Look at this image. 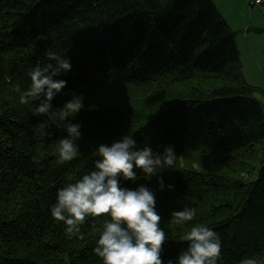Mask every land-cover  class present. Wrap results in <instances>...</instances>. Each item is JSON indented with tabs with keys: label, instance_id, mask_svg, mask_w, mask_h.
I'll return each instance as SVG.
<instances>
[{
	"label": "trees",
	"instance_id": "trees-1",
	"mask_svg": "<svg viewBox=\"0 0 264 264\" xmlns=\"http://www.w3.org/2000/svg\"><path fill=\"white\" fill-rule=\"evenodd\" d=\"M234 35L211 0H0V264H103L93 249L110 218L87 217L69 238L50 209L60 188L95 170L99 145L125 135L134 150L176 155L151 177L120 179L154 192L164 264H176L181 236L198 224L218 234V264H264V106L254 97L264 89L244 81ZM53 54L72 67L53 77L67 83L52 109L83 104L69 118L78 155L64 163L69 120L19 102L29 72ZM184 208L194 219L171 223Z\"/></svg>",
	"mask_w": 264,
	"mask_h": 264
},
{
	"label": "clouds",
	"instance_id": "clouds-1",
	"mask_svg": "<svg viewBox=\"0 0 264 264\" xmlns=\"http://www.w3.org/2000/svg\"><path fill=\"white\" fill-rule=\"evenodd\" d=\"M51 62L36 66L30 72L31 84L28 90L20 92V103L39 101L33 115H45L49 120H69L64 124L67 137L59 142V163L70 162L77 157L80 138V125L70 122V117L78 113L83 104L81 99L66 102L59 111L53 110L51 101L66 86V81L53 77L71 70L69 58L58 55L49 57ZM47 132H42L46 135ZM135 149V140L128 135L110 146L101 144L96 149L99 156L94 162L95 170L83 175L57 191L56 203L50 209L52 217L65 225V233L71 238L81 231L87 217L108 216L103 231L93 252L103 264H164L161 259L163 245L167 241L160 227L161 215L155 207V194L145 186L130 190L120 186V179L135 181L136 170L151 177L160 166L174 165L176 155L171 146L165 147L162 154L154 153L150 147ZM33 163H39L34 156ZM162 190L164 184L158 181ZM172 189L173 185L167 186ZM196 216L193 208H184L171 213V223L181 225L192 221ZM187 242L176 264H218L221 260V241L211 228L198 224L184 235ZM167 264H173L168 260ZM240 264H262L256 258H245Z\"/></svg>",
	"mask_w": 264,
	"mask_h": 264
},
{
	"label": "rangeland",
	"instance_id": "rangeland-1",
	"mask_svg": "<svg viewBox=\"0 0 264 264\" xmlns=\"http://www.w3.org/2000/svg\"><path fill=\"white\" fill-rule=\"evenodd\" d=\"M211 1L220 17L227 23L230 30L235 33L234 40L238 46L241 58L245 63L243 42L244 27H247L246 32L248 34L259 35V37H255L257 40H264V6L260 8L250 7L247 0ZM261 72L260 86L264 89V70H261ZM254 97L264 106V97L259 94H256Z\"/></svg>",
	"mask_w": 264,
	"mask_h": 264
},
{
	"label": "crops",
	"instance_id": "crops-1",
	"mask_svg": "<svg viewBox=\"0 0 264 264\" xmlns=\"http://www.w3.org/2000/svg\"><path fill=\"white\" fill-rule=\"evenodd\" d=\"M263 6L264 4L261 7ZM246 30L247 27H244L243 42H244L245 63L242 60L241 55L238 51L242 76L244 81L248 85L261 88L260 75H262L261 70H264V40H257L255 37H259V35H255V34L250 35L246 32Z\"/></svg>",
	"mask_w": 264,
	"mask_h": 264
},
{
	"label": "built area",
	"instance_id": "built-area-1",
	"mask_svg": "<svg viewBox=\"0 0 264 264\" xmlns=\"http://www.w3.org/2000/svg\"><path fill=\"white\" fill-rule=\"evenodd\" d=\"M250 7H261L264 4V0H247Z\"/></svg>",
	"mask_w": 264,
	"mask_h": 264
}]
</instances>
